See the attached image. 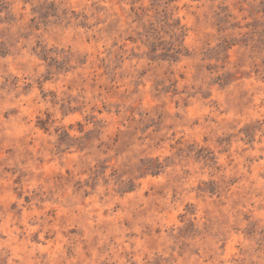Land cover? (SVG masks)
Listing matches in <instances>:
<instances>
[{
    "label": "rangeland",
    "instance_id": "rangeland-1",
    "mask_svg": "<svg viewBox=\"0 0 264 264\" xmlns=\"http://www.w3.org/2000/svg\"><path fill=\"white\" fill-rule=\"evenodd\" d=\"M0 264H264V0H0Z\"/></svg>",
    "mask_w": 264,
    "mask_h": 264
}]
</instances>
